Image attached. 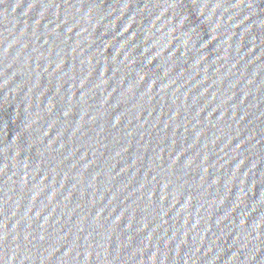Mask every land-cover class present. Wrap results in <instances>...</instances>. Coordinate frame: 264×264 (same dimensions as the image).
I'll return each mask as SVG.
<instances>
[{"label": "water", "instance_id": "obj_1", "mask_svg": "<svg viewBox=\"0 0 264 264\" xmlns=\"http://www.w3.org/2000/svg\"><path fill=\"white\" fill-rule=\"evenodd\" d=\"M0 264H264V0H0Z\"/></svg>", "mask_w": 264, "mask_h": 264}]
</instances>
